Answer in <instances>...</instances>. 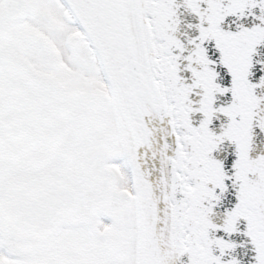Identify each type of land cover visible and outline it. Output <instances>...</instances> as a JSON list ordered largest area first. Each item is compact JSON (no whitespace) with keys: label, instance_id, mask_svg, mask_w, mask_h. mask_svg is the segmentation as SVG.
<instances>
[{"label":"snow or ice","instance_id":"1","mask_svg":"<svg viewBox=\"0 0 264 264\" xmlns=\"http://www.w3.org/2000/svg\"><path fill=\"white\" fill-rule=\"evenodd\" d=\"M0 264H264V0H0Z\"/></svg>","mask_w":264,"mask_h":264}]
</instances>
